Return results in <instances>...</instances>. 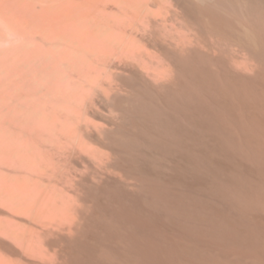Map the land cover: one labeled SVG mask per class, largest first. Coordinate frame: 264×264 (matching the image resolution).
<instances>
[{
  "label": "bare ground",
  "instance_id": "1",
  "mask_svg": "<svg viewBox=\"0 0 264 264\" xmlns=\"http://www.w3.org/2000/svg\"><path fill=\"white\" fill-rule=\"evenodd\" d=\"M0 264H264V0H0Z\"/></svg>",
  "mask_w": 264,
  "mask_h": 264
}]
</instances>
